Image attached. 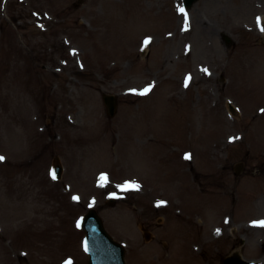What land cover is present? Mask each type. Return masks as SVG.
Wrapping results in <instances>:
<instances>
[{
	"label": "rangeland",
	"instance_id": "374dc122",
	"mask_svg": "<svg viewBox=\"0 0 264 264\" xmlns=\"http://www.w3.org/2000/svg\"><path fill=\"white\" fill-rule=\"evenodd\" d=\"M181 7L0 0V264H86L91 207L126 264H264V0Z\"/></svg>",
	"mask_w": 264,
	"mask_h": 264
},
{
	"label": "water",
	"instance_id": "95a60500",
	"mask_svg": "<svg viewBox=\"0 0 264 264\" xmlns=\"http://www.w3.org/2000/svg\"><path fill=\"white\" fill-rule=\"evenodd\" d=\"M195 0H184L187 7ZM225 41L229 43V37L224 36ZM104 103L107 107L109 116L115 112L116 100L113 96L103 95ZM230 109L233 107L229 105ZM57 176L61 174V166L55 165ZM113 202V201H111ZM82 227L86 233L84 239L87 243V253L89 256L88 264H126L124 260L123 246L112 239V237L104 229L103 223L99 215L94 209L89 210L82 220ZM221 264H258L256 261L243 259L238 252L224 258Z\"/></svg>",
	"mask_w": 264,
	"mask_h": 264
},
{
	"label": "snow or ice",
	"instance_id": "6c2138e0",
	"mask_svg": "<svg viewBox=\"0 0 264 264\" xmlns=\"http://www.w3.org/2000/svg\"><path fill=\"white\" fill-rule=\"evenodd\" d=\"M179 11H180L181 13L185 14V24H187V15H186V13H185V9L181 7V8L179 9ZM257 23H258V25H259V23H260L259 18H258V20H257ZM260 31H261V32H264V27H260ZM144 43H145V45H147V44L149 43V40L146 39V40L144 41ZM204 71L206 72L207 69H204ZM189 79H190V77H189V78H186V80H185V86H186V87H187V84H188V80H189ZM133 91H135V90H133ZM150 91H151V86L144 88V89H143L142 91H140L138 94H139V95H146V94H147L148 92H150ZM261 111H264V110H261ZM184 158H185L186 160H187V159H190V155L186 154V155L184 156ZM4 159H5L4 157L0 156V161H3ZM50 175H51V178H52L53 180H55V179L57 178L55 172H51ZM99 179H100V183H101V185H103L104 183H107L108 177H107L106 174H102V175L100 176ZM119 187H121V189L124 190V191H127V190H129V189H136V190H139L140 185L137 184V183H135V182H125L123 185H120ZM78 199H79V197H75V196L73 197V200H78ZM163 203H165V202H163V201L158 202V206L161 205V204H163ZM90 206H91V205H90ZM254 223H257L259 226L264 227V221H259V222H254ZM77 227H80V222H79V221H77ZM85 251H87V243H86V242H85ZM65 264H71V261H66Z\"/></svg>",
	"mask_w": 264,
	"mask_h": 264
},
{
	"label": "bare ground",
	"instance_id": "6f19581e",
	"mask_svg": "<svg viewBox=\"0 0 264 264\" xmlns=\"http://www.w3.org/2000/svg\"><path fill=\"white\" fill-rule=\"evenodd\" d=\"M263 17H264V15H263Z\"/></svg>",
	"mask_w": 264,
	"mask_h": 264
}]
</instances>
